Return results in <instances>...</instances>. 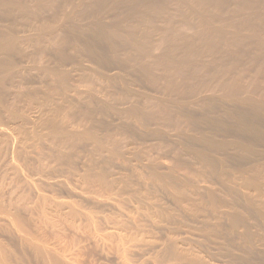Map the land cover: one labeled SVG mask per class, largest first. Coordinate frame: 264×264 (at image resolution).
Wrapping results in <instances>:
<instances>
[{"label": "rangeland", "instance_id": "374dc122", "mask_svg": "<svg viewBox=\"0 0 264 264\" xmlns=\"http://www.w3.org/2000/svg\"><path fill=\"white\" fill-rule=\"evenodd\" d=\"M0 169L13 264L11 216L111 231L82 264H264V0H0Z\"/></svg>", "mask_w": 264, "mask_h": 264}, {"label": "bare ground", "instance_id": "6f19581e", "mask_svg": "<svg viewBox=\"0 0 264 264\" xmlns=\"http://www.w3.org/2000/svg\"><path fill=\"white\" fill-rule=\"evenodd\" d=\"M7 39V38H6ZM7 41V40H6ZM5 42V41H4ZM7 45V44H6ZM3 127V126H2ZM5 130H7V129H5ZM58 131V130H57ZM54 132V131H53ZM52 132V133H53ZM60 132H62V131H60ZM8 133V132H7ZM65 133H67V132H65ZM9 134V133H8ZM59 133H57V135H58ZM69 134V133H68ZM68 134H66V136H68ZM54 135H55V132H54ZM65 135V134H64ZM52 137H53V135H52ZM55 137V136H54ZM53 137V138H54ZM60 137V136H59ZM12 138V137H11ZM50 138V137H49ZM63 138V137H62ZM13 139L14 138H12V142H14L15 141V139H14V141H13ZM51 139V138H50ZM17 140H18V138H17ZM17 140L15 141V143L18 145V142H17ZM60 140H61V138H60ZM65 140V139H64ZM67 140H69V137H68V139ZM51 141H53V140H51ZM20 142V141H19ZM49 142V141H48ZM47 142V143H48ZM54 142H55V140H54ZM64 142V141H63ZM69 143V142H68ZM16 144H14V147H15V145ZM23 144V143H22ZM22 144H20L19 143V145L18 146H20L21 145V147H22ZM24 145V144H23ZM28 145V144H27ZM12 146V145H11ZM51 146V145H50ZM13 147V146H12ZM20 147V148H21ZM26 148V146H23L22 148ZM36 147V146H35ZM38 147H40V146H38ZM47 147V146H46ZM16 148H17V146H16ZM19 149V150H22V151H24L23 149ZM43 148V147H42ZM9 149V148H8ZM11 150H12V148H10ZM48 149V148H47ZM57 149V148H56ZM17 150V149H16ZM15 150V148L13 149V155H15L14 154V151H16ZM33 150V149H32ZM31 150V151H32ZM63 150V149H62ZM22 151H21V153H22ZM42 151V150H41ZM48 151V150H47ZM5 152V151H4ZM16 152H18V151H16ZM26 152V151H25ZM44 152V151H43ZM68 152V151H67ZM9 153V152H8ZM10 153H12V152H10ZM9 153V154H10ZM19 153V152H18ZM17 153V154H18ZM27 153V152H26ZM6 154V153H5ZM16 154V155H17ZM23 154V153H22ZM25 154V153H24ZM23 154V155H24ZM12 155V154H11ZM15 155V156H16ZM6 156V155H5ZM5 156H4V158H5ZM26 156V155H25ZM28 156V155H27ZM26 156V157H27ZM34 156V155H33ZM40 156V155H39ZM55 156H57V155H55ZM10 157V156H9ZM14 157V156H13ZM13 157H12V159H13ZM18 157V156H17ZM21 157V156H20ZM24 157V156H23ZM26 157H24V158H26ZM30 157H32V156H30ZM36 157H38V156H36ZM16 158V157H15ZM41 158V157H40ZM44 158V157H43ZM12 159H10L11 160V162L13 161ZM2 160V159H1ZM20 160V159H19ZM24 160V159H23ZM22 160V161H23ZM26 160V159H25ZM31 160V159H30ZM35 160H38V159H35ZM61 160H62V158H61ZM7 161V160H6ZM8 161H9V159H8ZM15 161V160H14ZM10 162V163H11ZM24 163V162H23ZM27 163H28V161H27ZM30 163V162H29ZM33 163V162H32ZM14 164V163H13ZM13 164H12V167H13ZM15 164H16V161H15ZM29 165V164H28ZM16 166H17V164H16ZM15 165H14V167L15 168H17V171H15L14 169V171L15 172H18V170H20L23 166H21V168L20 169H18V167H16ZM41 166V165H40ZM39 166V167H40ZM12 167H11V169H12ZM13 167V168H14ZM28 167V166H27ZM36 168H38V167H36ZM1 169H3V168H1ZM1 169H0V171H1ZM27 169V168H26ZM32 169V168H31ZM43 169V168H42ZM50 169H52V168H50ZM22 170V169H21ZM41 170V169H40ZM23 172H24V170H22ZM21 171V172H22ZM48 171H49V169H48ZM42 172V171H41ZM40 172V173H41ZM8 173V172H7ZM20 173V172H19ZM27 173V172H26ZM33 173V172H32ZM15 174H18V173H15ZM21 174V173H20ZM24 174V173H23ZM53 174V173H52ZM32 175V174H31ZM20 176H22V175H20ZM40 176V175H39ZM48 176V175H47ZM18 177L19 176H17V179H18ZM23 177V176H22ZM25 177V176H24ZM26 177H28L29 178V176H27L26 175ZM44 177V176H43ZM42 177V178H43ZM36 178V177H35ZM34 178V179H35ZM27 179V178H26ZM36 179H39V178H36ZM35 179V180H36ZM44 179V178H43ZM48 179H49V177H48ZM20 180V179H19ZM29 180V179H28ZM32 180H33V178H32ZM46 180V179H45ZM100 180V179H99ZM117 180V179H116ZM30 181H31V179H30ZM42 181V180H41ZM51 181V180H50ZM55 181V180H54ZM66 181V180H65ZM105 181V180H104ZM23 182H24V180H23ZM28 182V181H27ZM43 182V181H42ZM49 182V181H48ZM62 182V181H61ZM103 182V181H102ZM121 182V181H120ZM25 183H26V181H25ZM29 183V182H28ZM34 183V182H33ZM50 183V182H49ZM108 183V182H107ZM128 183V182H127ZM40 184H42V183H40ZM52 184V183H51ZM119 184H121V183H119ZM125 184V183H124ZM17 185H19V186H21L20 184H17ZM34 185V184H33ZM35 185H36V183H35ZM43 185H44V183H43ZM64 185V184H63ZM32 186V185H31ZM40 186V185H39ZM42 186V185H41ZM47 186V184L45 185V187ZM51 186V185H50ZM66 186V185H65ZM106 186V189L110 192V194L109 193H107V195L109 194V198L108 197H104V196H101L102 197V199H101V197L99 196V194H97L98 196H97V198L98 197H100V199L98 198L97 199V202H98V200L99 201H104V202H109V203H112L113 204V202H112V200H115L114 202L116 203V201L117 202H119L120 204H127V203H129L130 204V202H133L134 201V203L135 202H138V203H140V204H144L145 205V207H147V208H153L154 209V211H155V213H158V212H160V210H157V205L154 203V204H148L147 202H146V199H145V196H143L142 195V197H139V196H141V194L139 195V193H136L135 192V190L133 189V188H131V189H129L128 188V190L126 191L125 189V192H115V191H113L112 189H110V186L109 187H107V185H105ZM128 186V185H127ZM43 187V186H42ZM171 187V186H170ZM173 187V186H172ZM18 188H20V187H18ZM29 188V187H28ZM36 188H38V187H36ZM35 188V189H36ZM50 188V187H49ZM53 188V187H52ZM55 188V187H54ZM57 188V187H56ZM135 188V187H134ZM34 189V188H33ZM42 188H40V190H41ZM39 190V189H38ZM47 190V189H46ZM49 190V189H48ZM54 190V189H53ZM99 190V189H98ZM35 191V190H34ZM44 191V190H43ZM38 192H41V191H38ZM38 192H35L36 194H38ZM90 192V191H89ZM98 192V191H97ZM96 192V193H97ZM46 193V192H45ZM42 194H44L43 192H42ZM74 194V193H73ZM46 196H48L47 194H45ZM44 195V199H45V196ZM59 195V194H58ZM85 195H87V194H85ZM90 194H88V196H89ZM95 195V194H94ZM104 195H106V194H104ZM149 195V194H148ZM34 196V195H33ZM38 196H40V195H38ZM91 196V195H90ZM41 197H43V196H41ZM52 197H53V195H52ZM92 197V196H91ZM153 197V196H152ZM96 198V197H95ZM95 198H93V199H95ZM106 198H107V200H106ZM56 199V198H55ZM54 199V200H55ZM60 199V198H59ZM58 199V200H59ZM103 199H105V200H103ZM57 200V199H56ZM62 200V199H61ZM60 200V201H61ZM68 200V199H67ZM72 200V199H71ZM70 200V201H71ZM81 200V199H80ZM60 201H56V202H60ZM64 201H66V200H64ZM63 201V202H64ZM69 201V200H68ZM67 201V202H68ZM69 201V202H70ZM67 202H65V203H67ZM68 202V204H67V207L68 208H70V212H72L73 210V207H70V205H72V206H75V205H73V204H71V203H69ZM64 203V204H65ZM114 203V204H115ZM58 205H59V203H57ZM63 203H62V201H61V205H62ZM75 204V203H74ZM93 204V203H92ZM107 204V203H106ZM80 205V204H79ZM66 206V205H65ZM78 206V205H77ZM94 207V206H93ZM116 207V206H115ZM122 207V206H121ZM72 208V209H71ZM74 208H76V207H74ZM114 208V207H113ZM146 208V209H147ZM59 209V208H58ZM61 209V208H60ZM101 209V208H100ZM139 209V208H138ZM3 210H5V209H2V211L0 210V212H2L3 213ZM69 210V209H68ZM6 211V210H5ZM54 211V210H53ZM81 211H83V210H81ZM138 211V210H137ZM262 211V210H261ZM6 212H8V210L6 211ZM134 212V211H133ZM48 213V212H47ZM64 213V212H63ZM72 213H75V211L74 212H72ZM72 213H71V215H72ZM8 214H9V216H10V212H8ZM8 214H6L5 215V213H4V217H8ZM13 214V213H12ZM16 214V213H15ZM14 214V215H15ZM65 214V213H64ZM115 214V213H114ZM56 214H54V216H55ZM63 215V214H62ZM82 215V214H81ZM80 215V216H81ZM137 215V214H136ZM135 215V216H136ZM18 216V215H17ZM49 216V215H48ZM65 216V215H64ZM63 216V217H64ZM115 216V215H114ZM134 216V217H135ZM6 217V218H7ZM75 217V216H74ZM127 217V216H126ZM128 217H129V215H128ZM143 217V216H142ZM264 217V216H263ZM12 220V222L14 223V221L15 222H17V227L19 228V230H20V233H21V236L23 237H21L23 240H25V242L26 243H24V244H26L27 245V247H28V251H30V252H27V253H29L30 254V256L32 255V260H34L35 262H36V264H82V263H80V262H82L83 260H82V257L84 258L85 257V255L87 254V255H89L90 253H91V250H92V248L95 250V251H97V252H99V253H108V252H110L112 249H116V250H118L119 249V243H117L116 241V243L118 244H116L115 245V247H114V244H113V242H112V236H111V234H110V232L111 231H107V232H105V231H102L103 229H101V227H94V229H92L93 228V226H92V232H91V234L89 235V236H78L77 237V235H74L73 234V232H75V229H74V224H72L71 225V223H68L69 225H71L70 227H71V229H69V233H65V232H61V231H58L56 234H54L52 237H48V236H45V235H43V233H42V235H39V236H35V235H32V233H30L26 228H24V226L22 227V225H20V223H22V222H20L17 218H16V216H11L10 217ZM10 218H8V219H10ZM60 218V217H59ZM89 218H90V216H89ZM120 218V217H119ZM124 218V217H123ZM145 218V217H144ZM5 219V218H4ZM27 219V218H26ZM52 219V218H51ZM58 219V218H57ZM56 219V220H57ZM61 219V218H60ZM59 219V220H60ZM87 219H88V217H87ZM6 220V219H5ZM49 220V219H48ZM47 220V222H49ZM58 220V221H59ZM65 220V219H64ZM123 220V219H122ZM137 220V219H136ZM142 220V219H141ZM62 221H63V219H62ZM130 221V220H129ZM46 222V223H47ZM60 222H61V220H60ZM64 222V221H63ZM65 222H67V221H65ZM90 222V221H89ZM104 222V221H103ZM115 222V221H114ZM119 222V221H118ZM122 222V221H121ZM126 222V221H125ZM10 223V222H9ZM51 223V222H50ZM58 223V222H57ZM57 223H56V225H57ZM73 223V222H72ZM111 223V222H110ZM135 223H136V221H135ZM51 224H53V223H51ZM54 224H55V222H54ZM53 224V225H54ZM108 224V223H107ZM56 225H54V226H56ZM59 225V224H58ZM57 225V226H58ZM61 225H63L62 223H61ZM65 225V224H64ZM109 225V224H108ZM128 225V224H127ZM132 225V224H131ZM68 226V225H67ZM66 226V227H67ZM73 226V227H72ZM75 226H77V225H75ZM118 226V225H117ZM78 227V226H77ZM112 227H114V225L112 226ZM58 228H59V226H58ZM63 228V227H62ZM103 228V227H102ZM59 229H61V228H59ZM78 229H79V227H78ZM105 229V228H104ZM123 229V228H122ZM64 230V229H63ZM74 230V231H73ZM77 230V229H76ZM82 230H84V229H82ZM113 230H115V229H113ZM112 230V231H113ZM41 231V230H40ZM41 233V232H40ZM39 233V234H40ZM46 233V232H45ZM44 233V234H45ZM71 233V234H70ZM113 233L115 234V232L113 231ZM112 233V234H113ZM120 235V234H119ZM123 235V234H122ZM127 235V234H126ZM129 235H131V234H129ZM114 236H116V235H114ZM117 236H118V234H117ZM27 240H26V239ZM21 239V240H22ZM118 240H120L119 239V236H118V238H117ZM123 239V238H122ZM123 242H125L124 240H122ZM121 241V242H122ZM127 242V241H126ZM125 242V243H126ZM132 242V241H131ZM134 242V241H133ZM132 242V243H133ZM130 243V242H129ZM128 243V244H129ZM2 244V243H1ZM4 244V243H3ZM122 244H124V243H122ZM127 244V245H128ZM126 246V245H125ZM124 246V247H125ZM123 247V246H122ZM123 247V248H124ZM4 248V247H3ZM3 248H1L0 247V264H13V262H11V257L9 256V254H8V252H6V251H8V250H6V251H4V249ZM147 248V247H146ZM7 249V248H6ZM125 249V248H124ZM131 249V248H130ZM129 249V250H130ZM122 250V249H121ZM128 250V249H127ZM113 251V250H112ZM120 251V250H119ZM135 251V250H134ZM96 252V253H97ZM142 252V251H141ZM29 254H27V255H29ZM111 254H112V252H111ZM115 254H118V253H116L115 252ZM120 254V253H119ZM124 254V253H123ZM22 256H23V254H21ZM19 256L20 258H22V256ZM24 255H25V252H24ZM102 256V255H101ZM106 256V255H105ZM117 256V255H116ZM144 256V255H143ZM173 256V255H172ZM26 257V256H25ZM87 257V256H86ZM91 257V256H90ZM121 257H123V255L121 256ZM92 258V257H91ZM95 258V257H94ZM13 259H16V257L15 258H13ZM27 259L29 260V258L27 257ZM26 259V260H27ZM31 259V258H30ZM117 259V258H116ZM162 259V258H161ZM27 260V261H28ZM123 260V259H122ZM132 260V259H131ZM198 261V260H197ZM197 261H193L192 260V262H189V261H187L188 263H183V264H202V263H200V262H197ZM15 262V264H24L25 263V260H23V259H18V257H17V260L16 261H14ZM28 262H30V260L28 261ZM27 262V263H28ZM34 262V263H35ZM126 262H127V260H126ZM125 262V263H126ZM143 262V261H142ZM183 262H185V260H183ZM26 263V264H27ZM31 263V262H30ZM133 263V262H132ZM137 263V262H136ZM155 263V262H154ZM181 264H182V262H180ZM29 264V263H28ZM89 264V263H88ZM99 264V263H98ZM139 264V263H138Z\"/></svg>", "mask_w": 264, "mask_h": 264}]
</instances>
